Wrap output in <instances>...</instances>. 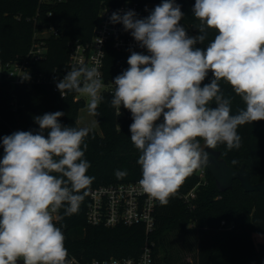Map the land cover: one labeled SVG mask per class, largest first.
Masks as SVG:
<instances>
[{
	"label": "clouds",
	"instance_id": "1",
	"mask_svg": "<svg viewBox=\"0 0 264 264\" xmlns=\"http://www.w3.org/2000/svg\"><path fill=\"white\" fill-rule=\"evenodd\" d=\"M192 11L199 21L195 36L180 23L184 13L175 0H163L144 18L133 10L110 17L149 53L131 52L129 67L114 78L111 105L119 114L121 106L130 111V139L141 153L139 184L161 205L209 162L206 149H239L238 128L264 120V0H195ZM209 29L216 30L214 39L197 47ZM209 72L213 78L203 83ZM221 81L245 104L236 114ZM56 87L62 97L73 91L89 97L90 114L100 116L104 84L96 67L74 66ZM64 115L35 116L38 131L2 138L0 264L21 258L23 264H67L65 235L53 214L77 213L95 178L86 174L91 165L84 158L90 129L62 125ZM126 175L115 172L117 179Z\"/></svg>",
	"mask_w": 264,
	"mask_h": 264
},
{
	"label": "trees",
	"instance_id": "2",
	"mask_svg": "<svg viewBox=\"0 0 264 264\" xmlns=\"http://www.w3.org/2000/svg\"><path fill=\"white\" fill-rule=\"evenodd\" d=\"M125 1H137L146 8V16L163 0H0V59L13 58L27 53L35 31L43 25H53L59 30L58 36L47 38L48 53L45 59L35 63L38 71L50 72L53 68H64L70 52V42L89 41L92 38L100 9L105 4H120ZM181 5L184 17L180 22L190 36L198 35L194 25L199 21L194 17L195 0H175ZM216 35L209 29L204 44L197 47L205 49ZM132 51L147 55L146 49H115L111 44L106 48L104 76L112 80L126 70L128 57ZM212 73L203 83H209ZM0 88V109L7 123H0V160L4 155L2 138L11 135L9 125H20L21 131L39 130L34 117L62 111L60 123L65 126L83 128L78 123V112L85 105L78 93L67 92L62 97L47 82L36 83L33 87L14 89L13 97L6 89ZM225 96L232 97L231 112L236 114L245 108L241 98L232 91L231 86L220 82ZM114 93L101 92L103 100L95 116L100 123L101 132L90 129L85 138L88 147L84 158L90 168L86 173L94 177L90 186L125 181H137L142 178L137 163L138 149L131 142L129 126L133 122L130 111L122 107V112L111 105ZM16 99L14 108L10 101ZM214 106V103H213ZM163 121L161 116L160 121ZM242 137L239 149L227 150L226 144H219L230 165L239 168L243 162L251 172L252 182L264 180V120L248 123L238 128ZM47 136V132H45ZM202 141V140H201ZM237 163L233 164L232 161ZM203 167V166H202ZM116 170L126 171L123 179H117ZM198 169L185 179L178 191L169 198L167 205L157 201L155 223L148 231L145 224L136 222L116 225L92 224L87 220V195L80 203L77 213L70 216L60 209L59 224L65 235V247L68 255L73 253L84 259L107 258L110 256H136L141 252L147 237L154 242V264H264V192L246 191L239 179L225 191L218 189L212 173L206 170V181L196 187L197 195L192 202L183 196L200 180ZM225 221L223 223L222 221ZM232 225V227H229ZM186 233L192 237L188 250L194 251L193 261L182 257L181 248L171 240V234ZM262 235L256 241L254 234ZM164 252V253H163Z\"/></svg>",
	"mask_w": 264,
	"mask_h": 264
},
{
	"label": "built area",
	"instance_id": "3",
	"mask_svg": "<svg viewBox=\"0 0 264 264\" xmlns=\"http://www.w3.org/2000/svg\"><path fill=\"white\" fill-rule=\"evenodd\" d=\"M128 10L135 11L138 18L146 17V8L137 1L103 5L100 9L99 20H97L92 38L86 42L78 39L71 41L70 52L65 67H55L50 72L36 70L35 63L45 59L48 53L47 38L50 36H58L59 30L53 25H43L35 31L27 53L18 54L13 58L0 59V88L6 86L5 89L15 97V88H30L36 83L47 82L52 84L54 91L60 93L56 87V83L72 67L84 65L87 67H96L100 72L101 80L104 84V87L101 89L102 93L104 91L114 93V79L106 80L103 69L108 44H111L115 49L120 51L139 48L130 32L124 31L122 24H112L110 22V17L113 12L120 11L122 15ZM99 38L103 40L102 44L98 43ZM28 76L30 79H22ZM76 97L79 98L78 95ZM15 100L14 98L10 101L14 108L17 106ZM122 111L121 107L120 112ZM1 122L7 123V120L0 109ZM9 127L12 133L21 131L22 129L20 125H9ZM206 170L204 166L198 170L199 178L201 179L184 194L183 198L187 202H192V199L196 197V187L198 184L206 181ZM156 205L157 200L142 190L139 180L100 184L93 187L90 191L86 211L87 220L92 224H104L107 226L116 225L120 222L132 225L136 222H142L149 231L155 223ZM59 220L60 210L53 214V222L57 227L61 228ZM222 222L225 223L224 220ZM229 227H232V225H229ZM21 260L23 259L21 258ZM67 264H154V242H151L147 237L141 252L136 256H110L107 258L95 257L84 259L70 253L67 256Z\"/></svg>",
	"mask_w": 264,
	"mask_h": 264
},
{
	"label": "water",
	"instance_id": "4",
	"mask_svg": "<svg viewBox=\"0 0 264 264\" xmlns=\"http://www.w3.org/2000/svg\"><path fill=\"white\" fill-rule=\"evenodd\" d=\"M201 143H203V141H201ZM206 151L209 153V162L204 165V167L208 169L216 179L215 182L219 190L225 191L231 188L233 186V181L239 179L246 191L264 192V180L252 182L251 172L246 168L245 162L236 169L221 155L220 149H206ZM17 264H23V260H18Z\"/></svg>",
	"mask_w": 264,
	"mask_h": 264
},
{
	"label": "rangeland",
	"instance_id": "5",
	"mask_svg": "<svg viewBox=\"0 0 264 264\" xmlns=\"http://www.w3.org/2000/svg\"><path fill=\"white\" fill-rule=\"evenodd\" d=\"M78 97L82 98L85 102V105L78 112V123H79V125L80 126H87L91 129H95L98 132H101V127L99 125L100 123H98L95 116L90 114V112H89V109H88L89 97L82 96L80 94H78ZM254 236H255L256 241L262 240L261 234L255 233ZM170 238L173 241L174 245L176 242L178 243V247L181 248L183 258L186 257V259L190 260V261L194 260L193 259L194 251L188 250V247H187V246H189V244L190 245L192 244V237L190 235H187L186 233H176V234H171ZM263 260H264V255H263Z\"/></svg>",
	"mask_w": 264,
	"mask_h": 264
}]
</instances>
